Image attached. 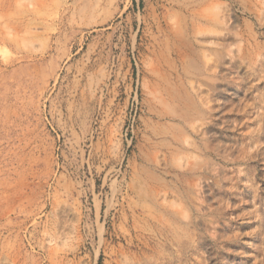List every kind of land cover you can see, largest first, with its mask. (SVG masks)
Segmentation results:
<instances>
[{"label": "rangeland", "instance_id": "374dc122", "mask_svg": "<svg viewBox=\"0 0 264 264\" xmlns=\"http://www.w3.org/2000/svg\"><path fill=\"white\" fill-rule=\"evenodd\" d=\"M0 264H264V0H0Z\"/></svg>", "mask_w": 264, "mask_h": 264}]
</instances>
